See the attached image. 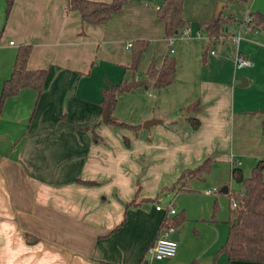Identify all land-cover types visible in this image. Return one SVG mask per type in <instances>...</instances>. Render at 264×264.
<instances>
[{
	"label": "crops",
	"instance_id": "obj_1",
	"mask_svg": "<svg viewBox=\"0 0 264 264\" xmlns=\"http://www.w3.org/2000/svg\"><path fill=\"white\" fill-rule=\"evenodd\" d=\"M161 2L127 0L121 13L93 25L83 23L77 11H67L66 0H14L5 18L0 0V89L20 45H32L29 69L47 71L39 95L21 90L5 101L0 113V264H264L229 261L224 254L214 260L229 218L214 212L185 220L176 230L173 258L146 257L166 213L156 205L172 202L176 215L184 213L175 206L178 195L190 191L189 182L197 179L179 193H155L153 182L169 176L171 183L160 190L169 188L182 170L211 156L212 170L205 179L218 164L225 165L227 184L217 186L227 190L204 193L227 195L240 191L230 178L234 162L246 177L264 159V25H239L247 12L264 15V0H209L193 12L184 0L187 24L171 43L156 19ZM219 2L224 5L220 13L232 22L223 29L227 35L209 44L201 62L206 39L198 22L214 16ZM135 40L149 45L132 74L125 70L130 64L127 44ZM236 53L251 64L235 67ZM166 55L176 59L174 83L122 95L112 115L135 125L161 122L138 132L94 127L102 90L123 78L144 79L150 62L160 67ZM195 100L201 106L200 125L190 132L179 109ZM87 181L97 184L82 183ZM25 234L36 242H27Z\"/></svg>",
	"mask_w": 264,
	"mask_h": 264
},
{
	"label": "trees",
	"instance_id": "obj_2",
	"mask_svg": "<svg viewBox=\"0 0 264 264\" xmlns=\"http://www.w3.org/2000/svg\"><path fill=\"white\" fill-rule=\"evenodd\" d=\"M184 0H162L156 8V19L163 24L164 37L167 39L177 36L186 26L187 22L182 18V6ZM231 1V0H225ZM5 15L8 16L14 0H4ZM127 0H110L109 2L95 0H66L67 11H77L83 23L101 25L106 23L113 16L122 12ZM251 16L249 27L253 29L264 25V15L258 11L249 13ZM232 20L219 14L209 19L198 22L201 33L205 36L201 62L205 61L209 44L218 39L225 26L231 24ZM2 30H0V38ZM147 40H135L129 47L130 64L125 70L134 74L137 71L141 57L147 49ZM32 50L31 44L20 45L15 54L12 70L9 78L2 82L0 89V113L5 101L17 95L21 90L31 89L38 95L42 92L47 71L45 69H29L27 61ZM170 53V49H169ZM176 59L166 55L160 67L155 66L152 60L148 65L141 80L123 78L118 83H109L102 90L100 105V119L94 126L106 125L112 129H127L138 132L140 124H130L124 121H117L113 118V112L119 98L141 87H152L154 89L165 88L175 81ZM201 111L199 100L179 109L181 117L190 127V132L199 128L200 121L197 115ZM261 135L264 139V113L261 119ZM149 139V137H147ZM124 145L129 146L125 138ZM213 159L205 157L198 165L182 170L178 179H183L184 188L187 190V183L190 179L203 181L212 170ZM230 178L240 185V191L227 192L229 206L234 202L236 208L226 221L227 233L224 243L216 250L214 260L220 254H224L229 261H244L264 263V159H259L252 167L250 174L244 176L242 170L233 165L230 171ZM87 185L97 184L96 182H82ZM139 190H137L138 192ZM161 191V190H160ZM159 191V192H160ZM179 191V192H182ZM178 192V193H179ZM131 201L129 204H134ZM185 222L184 213L172 218L164 216L160 229L164 226H171L179 230ZM27 242H36V238L25 234Z\"/></svg>",
	"mask_w": 264,
	"mask_h": 264
},
{
	"label": "rangeland",
	"instance_id": "obj_3",
	"mask_svg": "<svg viewBox=\"0 0 264 264\" xmlns=\"http://www.w3.org/2000/svg\"><path fill=\"white\" fill-rule=\"evenodd\" d=\"M209 0H185L186 5L189 8L190 12H193V8L196 6L197 8H201L207 4ZM228 7L230 5L228 4ZM232 8V7H231ZM5 15V6H4V18ZM225 35H227V32H222L218 39H215V42L221 40ZM175 58V57H174ZM138 70V69H137ZM139 72V71H138ZM181 135L180 133H178ZM237 160V159H236ZM239 161V160H237ZM141 162V161H140ZM150 160L146 161L147 167L150 165ZM146 169V168H145ZM180 171H178L177 174H179ZM213 175L209 178H206L205 181L201 180H194L192 182H189L190 188H192L190 191H186L182 194L178 195L177 201H176V208H182L184 210V218L187 221H192L194 219H198L202 214H207L209 212H214L215 215L221 216L224 219H227L230 214L234 213L232 209H230L229 206V200L226 195V193H218L217 191L226 185H221L224 181V184H227L228 180V168L225 165L218 164L215 170H213ZM177 175L175 174V178ZM169 176H167V180L159 182H153L151 187L152 189L155 188V193H159L162 186L165 184H170L171 181L169 180ZM166 179V178H165ZM156 181V180H152ZM232 181V180H231ZM232 185L234 187L237 186L235 182L232 181ZM182 188H184L183 185V179H177L176 182L169 188L162 189L160 193L164 191H171L173 193H178L179 191H182ZM239 188L240 185H238ZM216 188V192L213 195H206L204 193L205 189H211ZM162 203H166V197L163 194ZM216 199V201H214ZM166 205H163L165 207ZM181 211V210H180ZM186 221V223H187ZM185 226V223H184ZM148 259V255L146 256Z\"/></svg>",
	"mask_w": 264,
	"mask_h": 264
},
{
	"label": "built area",
	"instance_id": "obj_4",
	"mask_svg": "<svg viewBox=\"0 0 264 264\" xmlns=\"http://www.w3.org/2000/svg\"><path fill=\"white\" fill-rule=\"evenodd\" d=\"M251 16L249 12H247L242 20L240 21L239 25L241 28H246L249 26ZM239 32H237L233 37V42H237L239 39ZM169 42L171 43V38L169 39ZM10 45H12V42H9ZM131 44H127V47H130ZM213 53V51H211ZM233 62L235 64V67L241 68L249 66L251 63L250 61L244 59V57L236 53L233 57ZM233 164L237 165V162H234ZM156 210H165V216L168 217V215H176V209L172 202H169L166 204L165 207L161 206L160 204L156 205ZM236 208V204L233 202L231 204V209L234 211ZM176 231L171 226H164L161 229H159V234L156 237V239L153 241V243L147 248V255L156 260H164V259H170L173 258L177 252V241L170 238L171 234Z\"/></svg>",
	"mask_w": 264,
	"mask_h": 264
},
{
	"label": "water",
	"instance_id": "obj_5",
	"mask_svg": "<svg viewBox=\"0 0 264 264\" xmlns=\"http://www.w3.org/2000/svg\"><path fill=\"white\" fill-rule=\"evenodd\" d=\"M223 6H224V5H223L222 2H219V3L217 4V6H216V8H215V11H214V17H215V18H217V17L219 16V14H220V12H221ZM241 82L245 84V80H244V79H242ZM159 122H161L160 119H149V120H145V121L142 123L141 126H142L144 129L149 130L150 127H151L152 125H154V124H156V123H159ZM226 190H227V187H223V188H222V191H223V192H226ZM170 238L173 239V240H175V241H177V240H178V231H174V232L171 234Z\"/></svg>",
	"mask_w": 264,
	"mask_h": 264
}]
</instances>
